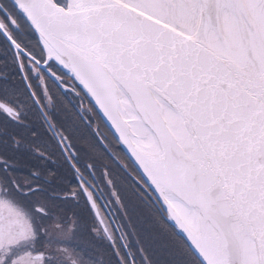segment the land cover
Listing matches in <instances>:
<instances>
[{
    "label": "snow or ice",
    "instance_id": "snow-or-ice-1",
    "mask_svg": "<svg viewBox=\"0 0 264 264\" xmlns=\"http://www.w3.org/2000/svg\"><path fill=\"white\" fill-rule=\"evenodd\" d=\"M129 184L195 264H264V0H0V264H137Z\"/></svg>",
    "mask_w": 264,
    "mask_h": 264
},
{
    "label": "rangeland",
    "instance_id": "rangeland-1",
    "mask_svg": "<svg viewBox=\"0 0 264 264\" xmlns=\"http://www.w3.org/2000/svg\"><path fill=\"white\" fill-rule=\"evenodd\" d=\"M16 86L18 89L23 88V84L19 81H17ZM121 192L127 215L125 216L118 209H113L112 211L116 222L120 223L118 225L126 233L127 238L125 242L130 251L135 254L137 264H144V259L139 251L141 248H143L151 264H195V260L189 254V251L186 250L181 241L173 234L154 203L142 200L137 196L133 186L130 184L122 188ZM94 223L95 218L89 214V226ZM57 235L60 239L66 241L72 239L70 233ZM122 235L124 236V234ZM88 238L95 248L103 254L104 264H119L112 244L107 239L91 236L90 234ZM114 239L120 252L126 255L119 235L115 233ZM52 247L62 249L66 258L71 257L73 254L77 257L81 255L75 249L69 248L66 245L53 244Z\"/></svg>",
    "mask_w": 264,
    "mask_h": 264
},
{
    "label": "water",
    "instance_id": "water-1",
    "mask_svg": "<svg viewBox=\"0 0 264 264\" xmlns=\"http://www.w3.org/2000/svg\"><path fill=\"white\" fill-rule=\"evenodd\" d=\"M102 117V119H104L103 118V116H101ZM163 206V205H162ZM163 208L165 209V207L163 206ZM166 211V210H165ZM170 219V218H169ZM170 221H171V223H172V225L174 226V228L178 231V233L186 240V242L188 243V240H187V238H186V234L183 232V230H181L179 227H178V225L175 223V221L174 220H171L170 219ZM188 245H189V247H190V249L192 250V247H191V245L188 243ZM192 252L195 254V256L198 258V259H200V257L192 250Z\"/></svg>",
    "mask_w": 264,
    "mask_h": 264
},
{
    "label": "trees",
    "instance_id": "trees-1",
    "mask_svg": "<svg viewBox=\"0 0 264 264\" xmlns=\"http://www.w3.org/2000/svg\"><path fill=\"white\" fill-rule=\"evenodd\" d=\"M182 243H183V242H182ZM183 244H184V243H183ZM185 245H186V244H184V247L186 248V250H188V251H189L188 247H187V246H185ZM189 253H190V251H189ZM190 255L192 256V258H193L195 261H197V260H196V258L193 256V254H191V253H190Z\"/></svg>",
    "mask_w": 264,
    "mask_h": 264
},
{
    "label": "flooded vegetation",
    "instance_id": "flooded-vegetation-1",
    "mask_svg": "<svg viewBox=\"0 0 264 264\" xmlns=\"http://www.w3.org/2000/svg\"><path fill=\"white\" fill-rule=\"evenodd\" d=\"M111 215H112L113 217L115 216L114 213H113V211H112Z\"/></svg>",
    "mask_w": 264,
    "mask_h": 264
}]
</instances>
